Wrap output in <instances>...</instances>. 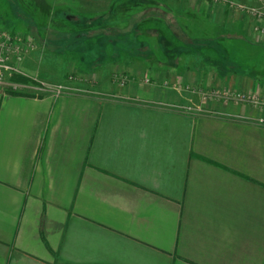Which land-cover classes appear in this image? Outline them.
<instances>
[{
	"label": "crops",
	"instance_id": "obj_1",
	"mask_svg": "<svg viewBox=\"0 0 264 264\" xmlns=\"http://www.w3.org/2000/svg\"><path fill=\"white\" fill-rule=\"evenodd\" d=\"M52 1L115 6L117 24L162 22L172 35L158 40L173 48L144 43L155 56L134 63V49L117 59L110 43L99 82L83 92L0 84V264H264V109L198 91L264 95V39L233 5L259 0ZM178 17L218 22L248 46L233 40L219 53L238 63L205 70L195 49L175 47L179 33L194 39ZM35 48L26 66L38 51L58 59Z\"/></svg>",
	"mask_w": 264,
	"mask_h": 264
},
{
	"label": "rangeland",
	"instance_id": "obj_2",
	"mask_svg": "<svg viewBox=\"0 0 264 264\" xmlns=\"http://www.w3.org/2000/svg\"><path fill=\"white\" fill-rule=\"evenodd\" d=\"M52 2V0H0V27L19 34L29 47L28 53L25 49L22 60L16 63L13 61L14 59L10 61L25 73L13 70L7 73L5 80L26 82L27 89H35L44 93H52L51 88L54 85L64 84L72 87L65 88L67 91L83 92L90 85L99 82L101 77L96 71L105 64V58L110 54L108 44L113 43L114 58L123 57L118 48L128 46L129 49H134L135 53L131 62L144 63L140 62L141 58L152 59L155 56L148 48L157 50L159 48L166 49L168 46L166 40L159 42L158 36L172 35L169 34L164 23L159 24L153 19L139 20L133 23L132 20L135 16H132L126 17L124 21L117 24L115 18L121 15V11L116 10L115 6L111 8V11L100 10L99 13H90L89 11L78 12L75 7L53 4ZM178 19L183 25L182 29L187 33L190 30L189 35L194 39L186 40L184 36L187 34L179 33L180 35H177L181 36L183 41L174 40L175 47L195 49V53L198 55L196 57L199 58L200 63H204L205 70L226 68L238 63L233 58L228 59L219 53L220 51L225 52V48L228 45L231 46L233 40L236 43L233 44L235 47L248 46L246 42L235 40L239 34L218 33V22L210 23L201 18L203 21L200 20L194 25L189 22L185 25L179 17ZM144 43L151 46L144 47ZM31 45L36 47L34 50H40L41 45L48 49H54L59 53L58 59L45 58L43 52L38 51L37 59L34 62H28V65L30 64L32 67L26 66L23 62L27 59ZM165 57L168 58L169 55ZM255 58L257 60L259 57ZM116 73L118 74V71ZM41 81H46L48 84L43 86ZM0 84L2 83L0 82ZM2 85L8 86L6 83Z\"/></svg>",
	"mask_w": 264,
	"mask_h": 264
},
{
	"label": "built area",
	"instance_id": "obj_3",
	"mask_svg": "<svg viewBox=\"0 0 264 264\" xmlns=\"http://www.w3.org/2000/svg\"><path fill=\"white\" fill-rule=\"evenodd\" d=\"M233 5L241 11L244 10L255 19L253 30L259 33V35L264 39V0H259V3L255 5H245V3H235ZM26 46V42L20 38L19 34L13 32L12 30L9 31L0 27V82L2 84L6 83L9 87L14 89H23L27 85L26 82H9L5 80L7 73L12 72L13 70L14 72H24L20 67L11 64L10 61L14 59L13 61L16 63L19 62V60H22L25 54L24 51ZM115 76L118 77L120 83L125 82L127 79L126 75H118L116 73ZM41 83L43 86L48 84L46 81H41ZM65 88L68 89L72 87L68 85L66 86V84L54 85L51 90L54 94H59L67 91ZM191 88L192 87H188V89ZM198 91L200 97L206 101L207 99H210L211 101H223V103L226 104L234 102L235 104H248L249 106L255 108L261 107V109H264V95L260 92L257 93L235 88H224L222 86L213 88L208 87L207 89H201ZM184 108L191 109L194 107L184 106ZM258 120L264 122L262 117Z\"/></svg>",
	"mask_w": 264,
	"mask_h": 264
},
{
	"label": "trees",
	"instance_id": "obj_4",
	"mask_svg": "<svg viewBox=\"0 0 264 264\" xmlns=\"http://www.w3.org/2000/svg\"><path fill=\"white\" fill-rule=\"evenodd\" d=\"M19 79V78H18Z\"/></svg>",
	"mask_w": 264,
	"mask_h": 264
}]
</instances>
